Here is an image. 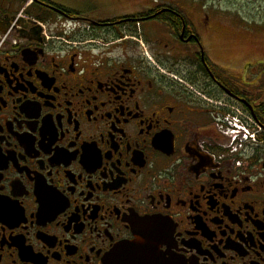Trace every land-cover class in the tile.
I'll use <instances>...</instances> for the list:
<instances>
[{
    "label": "flooded vegetation",
    "instance_id": "af4514ba",
    "mask_svg": "<svg viewBox=\"0 0 264 264\" xmlns=\"http://www.w3.org/2000/svg\"><path fill=\"white\" fill-rule=\"evenodd\" d=\"M263 15L0 0V264H264Z\"/></svg>",
    "mask_w": 264,
    "mask_h": 264
},
{
    "label": "rangeland",
    "instance_id": "374dc122",
    "mask_svg": "<svg viewBox=\"0 0 264 264\" xmlns=\"http://www.w3.org/2000/svg\"><path fill=\"white\" fill-rule=\"evenodd\" d=\"M76 9L83 14V10L81 8L77 7ZM262 22L264 23V15L262 17ZM228 44L231 45V48L228 49V51L231 52V54L227 56L228 58H232L234 56L233 52L235 50H240V59H248V61H255L257 59L264 60V40L258 47H255L250 40L245 41V39L244 42H237V45L232 42H228Z\"/></svg>",
    "mask_w": 264,
    "mask_h": 264
},
{
    "label": "built area",
    "instance_id": "2783aa9c",
    "mask_svg": "<svg viewBox=\"0 0 264 264\" xmlns=\"http://www.w3.org/2000/svg\"><path fill=\"white\" fill-rule=\"evenodd\" d=\"M233 122L235 124V126L237 128H241L240 126V123H239V120L238 119H233ZM245 132V136H244V139H249L251 141H253L254 143H258V140H257V132L256 133H251L248 129H245V128H242ZM235 133H238V131H236Z\"/></svg>",
    "mask_w": 264,
    "mask_h": 264
}]
</instances>
